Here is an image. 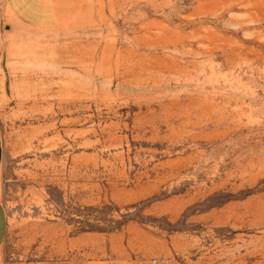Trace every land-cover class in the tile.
<instances>
[{
    "label": "rangeland",
    "instance_id": "1",
    "mask_svg": "<svg viewBox=\"0 0 264 264\" xmlns=\"http://www.w3.org/2000/svg\"><path fill=\"white\" fill-rule=\"evenodd\" d=\"M0 264H264V0H0Z\"/></svg>",
    "mask_w": 264,
    "mask_h": 264
},
{
    "label": "crops",
    "instance_id": "2",
    "mask_svg": "<svg viewBox=\"0 0 264 264\" xmlns=\"http://www.w3.org/2000/svg\"><path fill=\"white\" fill-rule=\"evenodd\" d=\"M2 161V148L0 141V164ZM8 231V218L5 207L3 206L2 201L0 200V248L4 244Z\"/></svg>",
    "mask_w": 264,
    "mask_h": 264
},
{
    "label": "built area",
    "instance_id": "3",
    "mask_svg": "<svg viewBox=\"0 0 264 264\" xmlns=\"http://www.w3.org/2000/svg\"><path fill=\"white\" fill-rule=\"evenodd\" d=\"M107 264H111V263H107Z\"/></svg>",
    "mask_w": 264,
    "mask_h": 264
}]
</instances>
